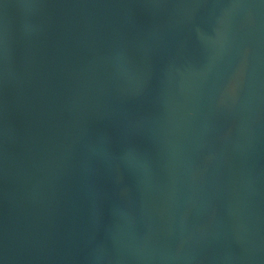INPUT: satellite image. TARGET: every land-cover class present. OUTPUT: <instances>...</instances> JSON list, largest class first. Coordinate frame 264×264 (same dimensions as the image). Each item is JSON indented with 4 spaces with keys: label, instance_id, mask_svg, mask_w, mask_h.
Here are the masks:
<instances>
[{
    "label": "water",
    "instance_id": "95a60500",
    "mask_svg": "<svg viewBox=\"0 0 264 264\" xmlns=\"http://www.w3.org/2000/svg\"><path fill=\"white\" fill-rule=\"evenodd\" d=\"M0 264H264V0H0Z\"/></svg>",
    "mask_w": 264,
    "mask_h": 264
}]
</instances>
